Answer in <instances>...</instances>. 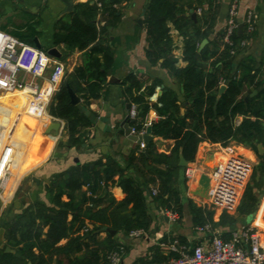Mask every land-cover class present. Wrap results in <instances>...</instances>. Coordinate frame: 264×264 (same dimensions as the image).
<instances>
[{
	"label": "trees",
	"instance_id": "trees-1",
	"mask_svg": "<svg viewBox=\"0 0 264 264\" xmlns=\"http://www.w3.org/2000/svg\"><path fill=\"white\" fill-rule=\"evenodd\" d=\"M127 1L130 0L77 2L55 24L54 45L76 47L82 54L81 64L64 72L47 107L51 118L64 122L68 147L79 148L83 142L81 135L90 124L79 106L70 102L68 89L83 104L102 94L113 63V52L107 45V27L120 21L121 5ZM207 5L193 22L184 15L185 9L176 0H149L146 4L145 57L181 85L182 99L165 87L155 102L150 101L158 80L143 86L140 78L129 74L122 82L124 101L136 106L132 126L137 130L146 127V115L154 109L158 119L150 124L151 134L172 141L171 146L160 151L159 143L150 141L143 149L130 151L126 168H132L141 181L125 175L112 156H106L104 161L76 164L53 174L46 189L47 203L35 199L2 222L4 247L0 248V264H109L108 254L118 244L106 228L128 234L134 229L149 231L152 225L145 188L150 187L151 193L155 187L157 192L152 198L159 204L158 208L173 209L181 219V197L176 188L178 172L183 168L179 165L180 156L192 164L200 142L247 147L264 171V153L258 150L259 144L264 148V80L259 76L260 66L251 57L235 62L245 48L239 42L250 40L256 31L247 33L244 26L240 35L237 31L232 35V46L223 43V31L210 38L215 7L212 0ZM103 19L105 22L101 23ZM188 26L190 31L185 32ZM172 27L184 38L183 66L178 65L173 53ZM0 30L31 45L37 35L33 26H15L10 20ZM203 39L208 42L199 51ZM231 49L234 54L230 53ZM222 85L224 90L220 91ZM253 91L255 94L251 96ZM111 184L121 188L124 194L121 200L110 192ZM83 187L86 190L82 191ZM257 202L253 187L248 185L237 205V216L252 215ZM188 208L192 227L209 223L213 228L212 211L191 201ZM236 218L222 214L220 222L232 224ZM85 227L87 230L81 233ZM101 232L105 233L104 238L99 236ZM5 247L11 251L6 252ZM175 256L154 245L135 264H167Z\"/></svg>",
	"mask_w": 264,
	"mask_h": 264
},
{
	"label": "crops",
	"instance_id": "crops-1",
	"mask_svg": "<svg viewBox=\"0 0 264 264\" xmlns=\"http://www.w3.org/2000/svg\"><path fill=\"white\" fill-rule=\"evenodd\" d=\"M86 1L88 0H74V4ZM148 1L149 0H130L123 2L121 5L122 16L120 21L115 26L107 27V45L113 52V63L108 71L107 80L110 77H114L118 79L119 82L111 83L108 81L102 94L98 98L90 100L87 104H83L81 101L78 105L80 109L82 108L86 111L84 114L88 117L90 122L89 126L81 135L83 142L79 148L67 146L66 142L68 137L65 133L64 122L62 120H56L61 123V127L57 134L53 131L49 134H45L41 131V125L48 117L47 107L52 100L54 92L51 91L47 81L48 73L45 75L46 78L44 77L40 80L44 92V106L42 108V117L39 118L41 121L40 126L35 128L33 134H37L39 137V148L44 146V149H41L44 152H41V155L38 150L39 148L35 147V158L32 159L31 163H28L29 169H35V173L30 175L29 179L25 182L23 186V198L19 200V203L13 205V207L17 208L11 210L10 216L13 213L19 212L23 207H26L35 199L47 203L45 195L50 177L55 173L75 166V158L78 159L79 164H83L91 163L97 159H103L104 161L106 156H112L125 175L132 176L138 179V181H141V178L132 168H126L125 163L126 157L130 151H138L143 148H141L140 144L128 140L123 130L119 128L120 121L128 114L126 105H129L123 98L124 85L122 82L129 74H133L140 78L143 82V86H148L153 81L158 80L159 84L155 87L153 95L150 96V101L155 102L157 97L161 94V90L165 87L175 91L177 96L182 99L181 85L166 70L162 69L159 65H151L145 57L144 51L147 42L143 16ZM176 1L185 9L184 15L193 22H195L196 19L193 20L191 18V11L195 12L197 8H201L202 11H205L209 2V0ZM230 1L231 0H212L213 7H215V15L213 28L209 36L210 38H213L216 33L223 31L228 16ZM188 5H192V10L189 9ZM63 10L64 5L60 0H0V26L7 24L8 20L12 21L15 26H33L34 30L37 32L35 38H37L39 48L45 51L51 47L57 48L60 57L56 58L51 56L53 62H61L65 71H71L75 66L81 64V52L76 47L70 48L64 45H54L53 42L54 27L57 20L65 15L61 14ZM247 10H252L254 12L256 32L247 42L245 48L236 56L235 62L246 57H251L256 66H260L259 76L264 80V0H239L238 21L240 23L243 21ZM139 20L142 22L141 26L138 24ZM104 22L105 20L103 19L101 23ZM189 28L190 26H188V29H184V31L189 32ZM170 35L175 44L173 53L178 58V65L183 66L185 65V62L181 60L184 40L183 35L174 27L171 28ZM33 45L35 46L34 40ZM20 75L24 77L22 73ZM157 119L158 116L155 110L150 109L146 115L145 125H150ZM154 141L159 143L160 151L167 149V147L172 144V141L162 140L155 136ZM59 143H62V146H59ZM234 145L232 146L236 148V150L241 149L247 153V155H245L240 152L248 161H254L255 154L252 150L249 148V150H247L246 147L241 145ZM221 148L219 144H212L206 141L200 142L193 164L199 165L203 169V174H209L214 166L210 165L217 163L219 155L221 154L219 149ZM15 169L17 175L13 182L14 185L23 178L22 175L19 179L20 168L16 166ZM183 173L184 167L179 170L176 178V188L180 194L182 205V217L180 220L178 219L179 222L178 220L174 223L168 221L166 216L162 214L163 209L158 208L160 207L159 204L153 200L150 187L145 188L146 206L154 208L155 212L156 210L159 211L160 215H158V217L156 216V219V217L149 212L152 218V225L149 231H146V237L131 238L128 234L122 232H116L112 235L113 240L118 244L117 248L119 246L122 247L120 264H135L139 258L148 255L151 246H159V242L162 241L166 235L178 239H180L178 236L184 237L186 241L182 242L181 239L180 241L188 246L198 244L209 236V234L204 235L196 232L193 227L196 236L194 239L188 237V230L185 224L192 225L188 208L189 202L191 201L200 207L216 206L210 203L208 199V189L206 191L203 190L199 184L200 179L198 181L193 180L187 182L184 179ZM34 178L38 179V182H35L33 180ZM117 178L118 176H115L114 179L117 181ZM84 190H86V187L82 188V191ZM110 192L117 200H121L124 196L121 188L116 184L110 185ZM256 195L258 197L256 210L252 215L248 216L251 218L250 221L244 224H253L264 230V193ZM180 221L184 222V224H180ZM224 233L229 235V231ZM99 236L104 238L105 233L101 232ZM160 248L164 250L162 247Z\"/></svg>",
	"mask_w": 264,
	"mask_h": 264
},
{
	"label": "built area",
	"instance_id": "built-area-1",
	"mask_svg": "<svg viewBox=\"0 0 264 264\" xmlns=\"http://www.w3.org/2000/svg\"><path fill=\"white\" fill-rule=\"evenodd\" d=\"M238 5L239 0L230 1L223 29L222 41L229 46H232V35L237 31L239 24L245 26L247 33H252L256 28L252 10L246 11L241 23L238 21ZM194 13L199 16L203 11L197 8ZM248 41L241 40L239 46L245 47ZM230 53L234 54V49H231ZM64 72L63 64L58 61L53 62L47 51L0 30V95L23 93L27 96L26 102L19 108L20 113L17 118L22 114L42 117L44 92L40 80L48 73L49 87L55 93ZM21 73L25 78L20 75ZM128 115L130 120H135V104L129 105ZM48 117L46 119L58 120L49 115ZM7 122L8 117L0 113V123ZM145 128L137 130L132 126V134L141 136L145 133ZM140 146L143 148L144 144L141 143ZM14 150L12 141L3 140L0 144V194L5 193L6 184L14 176L15 161L12 156ZM219 152L221 154L217 163L207 174L208 199L217 208L232 213L236 211L243 193L242 188L245 186L249 172V161L232 146L222 147ZM202 174L203 169L199 165L192 163L184 167L183 176L187 182L198 181ZM156 192V188L152 187L151 195L155 196ZM162 214L172 223L179 219L178 213L173 209H163ZM87 228H83L81 233ZM195 231L209 236L193 246L183 244L180 239L170 235H166V238L159 242V246L168 253L176 254L167 264H264V232H261L256 225L248 224L231 230L228 237L213 231L209 223L195 227ZM128 236L146 237L147 233L144 229H134L128 233ZM121 253V246L110 252L109 264H120Z\"/></svg>",
	"mask_w": 264,
	"mask_h": 264
},
{
	"label": "rangeland",
	"instance_id": "rangeland-1",
	"mask_svg": "<svg viewBox=\"0 0 264 264\" xmlns=\"http://www.w3.org/2000/svg\"><path fill=\"white\" fill-rule=\"evenodd\" d=\"M26 97L27 96L23 93H11V94L8 93V94L0 95L1 98L0 113L8 117V122L6 124L0 123V144L3 142V140H9L14 143L15 150L12 154L15 161L14 168L16 166L20 168L19 179L23 175V178L20 179V181H18L16 185L14 184L11 185L10 189L7 190L8 192L5 191L4 194H0V228L2 222L5 219H8V217L10 216L11 210L13 208L14 209L17 208V207H13V205L19 203V200L23 198L24 195L23 186L25 185V182L29 179L30 175L35 173V169L33 168L29 169L28 163H31L32 159L35 158L34 157L35 147L39 148V141H40L39 137L37 136V134H33V133L35 128L40 126L41 121L39 120V118L41 117H38V115L35 116V115L22 114L20 115L19 118H17L20 113L19 108L22 104L26 102ZM232 145H234V143H230L229 146ZM43 147L44 146H41L38 149L40 153L44 152L41 150L44 149ZM232 148L236 152L239 153L242 152V154L244 153L245 155H247V153L241 149L236 150V148H234L233 146ZM246 149L249 150L247 147ZM213 165L214 164H211L210 166ZM248 185L253 187V190L255 191L256 194L264 193V171H261L259 161L256 159L255 156H254V161L253 160L252 162L249 161V172L247 174L245 186L242 188L243 189L242 192ZM203 208L213 212V217H212L213 231L216 232L224 233L234 230L236 228L245 225L244 223L250 221L251 219L250 217L247 218L238 217L236 211L232 213H227L226 211H223L217 207H203ZM147 209L148 212H150L155 217L156 216L158 217V215H160V212L157 210L155 212L154 211L155 209L152 207H147ZM222 214H227L230 217H237L236 221L232 224H230L229 222L223 224L220 222V217ZM180 224H184V222L180 221ZM185 227L188 230V237L194 239L196 233L194 232L192 225L185 224ZM259 229L261 230V232H264L261 228Z\"/></svg>",
	"mask_w": 264,
	"mask_h": 264
},
{
	"label": "water",
	"instance_id": "water-1",
	"mask_svg": "<svg viewBox=\"0 0 264 264\" xmlns=\"http://www.w3.org/2000/svg\"><path fill=\"white\" fill-rule=\"evenodd\" d=\"M63 5H64V10L62 11V15L66 14V13H70L73 9V5H74V0H60ZM189 9L192 10V5H188ZM191 18L193 20L196 19V14L191 11ZM138 24L141 26L142 22L139 20ZM243 30V25L239 24L237 27V34L240 35L242 33ZM207 40L203 39L198 47V50L200 51L206 44H207ZM34 43L35 46L39 48V44L37 42V38H34ZM47 53L52 56V57H56L59 58L60 57V53L58 52L57 48L55 47H51L50 49L47 50ZM109 82L111 83H118L119 80L115 79L114 77H110L108 79ZM224 90V86L222 85L220 87V91ZM68 93L70 96V102L73 105H79L81 102V99L72 91V89H68ZM255 94V91L252 92L251 96ZM127 109L129 108V105H126ZM81 112L86 113V111H84L82 108L80 109ZM135 123V120H130L129 119V115L127 114L119 123V128L121 130H123V133L125 135V137L135 143L138 144H146L150 141H154V136L151 134V125H147L145 128V133L141 136H136L134 134H132V125ZM61 127V123L60 121H52L50 119H46L42 125H41V131L45 134H49L50 132H54V133H58L59 129ZM68 149V147H67ZM258 150L259 153H264V148L262 147L261 144L258 145ZM75 164H79V161L77 158L74 159ZM186 161H184V159L180 156V161H179V165L181 167H185L186 166ZM35 182H38V179L34 178L33 179ZM199 184L201 185V187L203 188L204 191H206L208 189V184H209V177L205 174H202L199 180ZM106 231L109 232L111 235H114L116 233V231L111 230L109 228H106ZM4 228L1 227L0 228V248L4 247ZM6 252L11 251L8 247L4 248Z\"/></svg>",
	"mask_w": 264,
	"mask_h": 264
},
{
	"label": "bare ground",
	"instance_id": "bare-ground-1",
	"mask_svg": "<svg viewBox=\"0 0 264 264\" xmlns=\"http://www.w3.org/2000/svg\"><path fill=\"white\" fill-rule=\"evenodd\" d=\"M13 172H14V176L11 178L10 182L6 184L5 191H7L8 189H10L11 185L13 184V182H14V180L16 178L17 173H16V169L15 168H14V171Z\"/></svg>",
	"mask_w": 264,
	"mask_h": 264
}]
</instances>
